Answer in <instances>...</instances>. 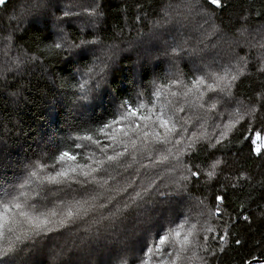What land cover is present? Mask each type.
I'll return each mask as SVG.
<instances>
[{
    "label": "trees",
    "instance_id": "obj_1",
    "mask_svg": "<svg viewBox=\"0 0 264 264\" xmlns=\"http://www.w3.org/2000/svg\"><path fill=\"white\" fill-rule=\"evenodd\" d=\"M91 3L0 0V190L24 186L40 218L0 230V264L264 260V0Z\"/></svg>",
    "mask_w": 264,
    "mask_h": 264
},
{
    "label": "rangeland",
    "instance_id": "obj_2",
    "mask_svg": "<svg viewBox=\"0 0 264 264\" xmlns=\"http://www.w3.org/2000/svg\"><path fill=\"white\" fill-rule=\"evenodd\" d=\"M74 1H84L87 4V6H92V4H93V3H91L92 0H74ZM178 6L182 7V10L180 11L182 16H185V17L186 16H193V15H197V17L199 16V12L196 11L198 8L196 7L195 4L190 6L188 4V2H185L183 4H178ZM174 8L175 7L171 8V11ZM30 15L41 17L43 14L41 15L38 13H30ZM167 16H168V14H167ZM16 22L19 23L20 21L16 20ZM91 22H92V20H91ZM173 25H174V22H169L167 24V27L169 28V27H172ZM174 32H175L174 34L176 35V41L183 42L184 39L188 38L187 35H189V33H190V28L183 29L182 27H179L176 25ZM59 33H60V29H59ZM259 34L261 35V37H259L258 34L256 33V35L259 38L264 37V35L262 36V31H260ZM192 35L195 38L197 35V31H194L192 33ZM240 37H241L240 40L235 41L236 47H238L236 49V53L238 54L240 51V54L242 53L244 57L251 60L252 57H250L251 55L249 56V53L251 51L249 49L251 47L248 48V46L246 44L247 42H249L251 40V37L241 36V35H240ZM161 39L162 38L159 35H157L154 38L155 41H152L151 44H154V43L158 44ZM222 42H224V40H222ZM223 44H225V42ZM150 45H145L147 48L146 51L152 50L149 48ZM114 49H116V47H114ZM141 51L143 52V47H142ZM146 51H145V53H146ZM192 52H193L192 49L187 50V54L184 55L180 60L183 63L191 62L193 67H198L201 65L200 60H198L197 56ZM236 53H235V55H237ZM142 54L143 53L138 54L136 56V58L139 60H142ZM204 57L206 59L207 55L205 54ZM226 58H227L226 60L224 59L226 62L228 60H231V61L233 60L231 58L228 59L227 56H226ZM197 71H200V69ZM204 80H206V79H204ZM193 87H195V86H193ZM98 88L99 87L97 85V82L94 80V78L92 79V77H90V79H89V75H83V85H82L83 95H82V101L80 102L81 107L84 104L87 105L88 102L92 103V102L97 100V98H98L97 96H94L93 98H92V96L95 93L94 91H97ZM197 89H198V86L195 87L194 91H197ZM191 91H193V90H191ZM189 93H186V95H184V96H186L187 98H190ZM181 108H182V106L180 105L178 110L176 111V114L178 116L181 113ZM189 110L191 111V113L189 112L190 114L194 113V110L192 108L190 109V107H189ZM133 124L135 125V127L139 126L138 123H133ZM170 126L172 128H174V131H175L174 137L179 138V136H177L178 129L176 127L172 126L171 124H170ZM179 130H180V128H179ZM181 130H183V131L185 130L183 125H181ZM172 138L173 137L171 135H168L164 142H166ZM256 139H258L260 141L261 146H264V137L256 136ZM2 189L3 190L2 191L0 190L1 191L0 193H3L7 196L3 197L2 198L3 201L0 202V230L4 226L7 225V227L4 230L16 229L17 231H19L22 234H31L32 232H36V234H38V231L40 232V230H39L40 218H39V215L35 213L33 207L30 204L29 192H26L24 186H19V183H18V185L15 186V191H17L16 193H11L10 186H8L7 183H4L2 185ZM37 244H38V241H37ZM39 262H40V260L38 259V249H37L34 252L32 251L30 253V259L28 260L27 264H39Z\"/></svg>",
    "mask_w": 264,
    "mask_h": 264
},
{
    "label": "water",
    "instance_id": "obj_3",
    "mask_svg": "<svg viewBox=\"0 0 264 264\" xmlns=\"http://www.w3.org/2000/svg\"><path fill=\"white\" fill-rule=\"evenodd\" d=\"M264 263V260H252L250 262H248L247 264H262Z\"/></svg>",
    "mask_w": 264,
    "mask_h": 264
}]
</instances>
